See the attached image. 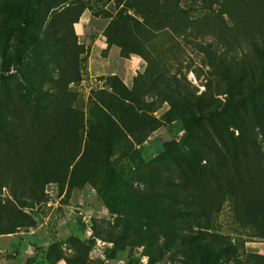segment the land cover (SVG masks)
I'll return each instance as SVG.
<instances>
[{
  "label": "rangeland",
  "instance_id": "1",
  "mask_svg": "<svg viewBox=\"0 0 264 264\" xmlns=\"http://www.w3.org/2000/svg\"><path fill=\"white\" fill-rule=\"evenodd\" d=\"M25 1L0 0V264H264V0H37L28 49Z\"/></svg>",
  "mask_w": 264,
  "mask_h": 264
},
{
  "label": "trees",
  "instance_id": "2",
  "mask_svg": "<svg viewBox=\"0 0 264 264\" xmlns=\"http://www.w3.org/2000/svg\"><path fill=\"white\" fill-rule=\"evenodd\" d=\"M36 5L37 0H26L21 7L20 13L13 17L8 25L10 35L18 39L21 46L27 49L34 47L39 42L38 35L35 32L37 18L35 12ZM250 42L259 58L264 61V45L260 44L255 39H251ZM106 118L112 125H115V122L110 119L108 114H106ZM112 139L113 137H110V140Z\"/></svg>",
  "mask_w": 264,
  "mask_h": 264
}]
</instances>
